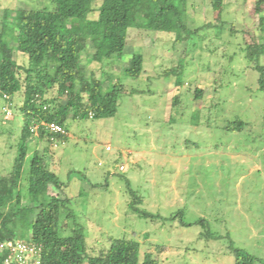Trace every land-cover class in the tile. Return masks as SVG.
Segmentation results:
<instances>
[{"label": "rangeland", "instance_id": "rangeland-1", "mask_svg": "<svg viewBox=\"0 0 264 264\" xmlns=\"http://www.w3.org/2000/svg\"><path fill=\"white\" fill-rule=\"evenodd\" d=\"M257 1L189 0L187 22L198 31L182 43L166 32L130 29L123 56L103 63L90 61V44L82 67L105 89L123 85L118 112L70 120L65 141L32 138L22 175L24 205L30 203L32 154L49 148L47 162L62 189L51 184L43 199H69L60 214L62 235L82 232L88 255L106 253L119 238L135 240L140 258L151 253L159 264H235V249L264 259V93L256 70L264 56H247L253 42L264 44V3L256 11ZM24 8L52 10L55 4L0 0V30L5 17L13 29ZM97 18V11L90 15ZM66 34L74 40L77 28ZM137 53L144 66L133 78L125 70ZM21 56L15 58L27 61ZM55 96V90L48 94ZM18 105L16 95L6 118L8 105L0 97V178L19 155L24 116ZM238 120L242 130L227 129ZM134 197L149 217L133 211ZM31 236V226H18L16 239Z\"/></svg>", "mask_w": 264, "mask_h": 264}, {"label": "trees", "instance_id": "trees-1", "mask_svg": "<svg viewBox=\"0 0 264 264\" xmlns=\"http://www.w3.org/2000/svg\"><path fill=\"white\" fill-rule=\"evenodd\" d=\"M51 1L55 4L52 10L19 9L13 29L5 17L0 30V88L11 102L19 95L17 109L24 116L19 155L11 172L0 178V246L16 239L18 226L26 229L29 225L32 236L26 242L43 246L42 264H159L151 253L141 259L140 245L135 240L113 239L106 253L92 256L86 253L82 232L62 235L60 214L69 199H62L60 194L43 199L51 184L62 189L58 176L47 162L49 148L36 149L32 154L27 178L28 206L24 205L21 191L22 175L30 140L51 142L52 135L43 127L37 136L32 134L33 124L55 122L67 132L70 120H103L116 116L120 98L125 93L123 85L116 83L105 89L101 79L86 74L82 56L90 44L93 46L90 61L103 63L123 56L130 29L166 32L175 35L177 43H182L198 31L190 29L187 22L189 0H103L97 9L96 0ZM263 3L264 0L257 1L256 11ZM95 11L98 18L90 19ZM71 26L77 28L74 40L66 34ZM17 53L20 58L26 56L27 61L16 59ZM247 56L258 61L264 56V44L253 42L248 46ZM143 66L144 57L134 54L125 73L139 78ZM256 70L259 89L264 93V66L256 65ZM53 90L56 96L50 99L48 94ZM201 92H195L197 99H201ZM244 126L245 123L238 120L228 123L227 129L242 130ZM56 137L60 141L66 139V135ZM138 203L134 197L133 211L149 217L136 208ZM234 256L235 264H264V259L241 249H235ZM4 259L0 251V264Z\"/></svg>", "mask_w": 264, "mask_h": 264}, {"label": "built area", "instance_id": "built-area-1", "mask_svg": "<svg viewBox=\"0 0 264 264\" xmlns=\"http://www.w3.org/2000/svg\"><path fill=\"white\" fill-rule=\"evenodd\" d=\"M0 97L4 99L8 105L5 108L6 118L13 115V110L11 108V101L8 95L2 92L0 88ZM40 127L45 128V130L50 133L51 141L55 143L59 142L57 135H66L67 132L65 128L55 122H41L40 124H33L30 127V131L34 135H38ZM57 145V144H56ZM111 148L108 147V150ZM122 172L127 170L125 165L120 166ZM0 251L4 253L5 259L3 264H42L43 256V246L38 243L26 242L24 240H9L0 246Z\"/></svg>", "mask_w": 264, "mask_h": 264}]
</instances>
